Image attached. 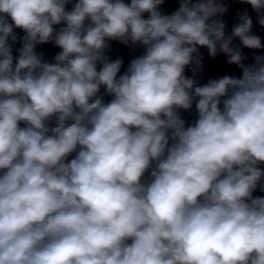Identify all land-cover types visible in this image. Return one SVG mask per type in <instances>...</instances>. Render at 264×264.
I'll return each instance as SVG.
<instances>
[{
  "label": "clouds",
  "instance_id": "obj_1",
  "mask_svg": "<svg viewBox=\"0 0 264 264\" xmlns=\"http://www.w3.org/2000/svg\"><path fill=\"white\" fill-rule=\"evenodd\" d=\"M164 2L0 0V264H264V43ZM201 48L241 75L200 83Z\"/></svg>",
  "mask_w": 264,
  "mask_h": 264
}]
</instances>
